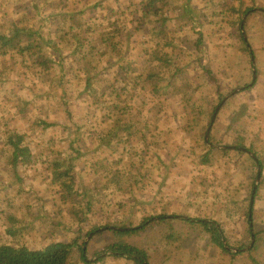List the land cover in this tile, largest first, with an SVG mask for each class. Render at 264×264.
Wrapping results in <instances>:
<instances>
[{"label":"rangeland","instance_id":"obj_1","mask_svg":"<svg viewBox=\"0 0 264 264\" xmlns=\"http://www.w3.org/2000/svg\"><path fill=\"white\" fill-rule=\"evenodd\" d=\"M240 7L238 14L234 8ZM248 7L264 10V0H155L153 5L149 0H0L1 33L26 25L43 42L50 40L44 44L49 59L41 67H35L26 52L0 53V129L24 133L34 151L33 162H22L17 175L0 151L5 186L0 189V241L12 240L6 230L17 217L26 226L22 245L42 248L81 236L88 258L95 260L98 251L119 241L108 227L135 226L149 214H168L170 225L148 226L128 239L151 252L152 264H264V168L258 179L260 170H254L251 155L222 151L242 137L264 165V12H248ZM240 17L249 47L238 38ZM117 41L119 51L111 52L110 42ZM163 55L182 69V78L156 91V84H168L158 81L170 72L161 65ZM151 73L154 79H149ZM92 77L85 91L84 82ZM180 92L214 102L209 122L204 115L187 112ZM130 98L135 105L132 116L140 121L131 128L133 133L110 145L101 141L118 116L119 104L126 106ZM37 119L51 126L43 129ZM150 120L158 123L156 129ZM209 128L207 142L217 148L211 162L202 164ZM153 137L159 138L155 147L150 145ZM76 138L75 148L85 153L75 173L91 188L85 197L92 198L89 213L77 217L75 202L63 199L51 182L47 163L52 152L67 150ZM141 155L158 174H136ZM115 162L127 167V180L142 197L122 206L126 195L111 193L108 199L97 196L93 205L95 190L102 186L93 170L107 173ZM249 176L259 180L254 195L247 186ZM231 198L237 202L227 205ZM200 219L218 224L227 251L212 243L210 227ZM96 262L125 264L108 251Z\"/></svg>","mask_w":264,"mask_h":264},{"label":"trees","instance_id":"obj_2","mask_svg":"<svg viewBox=\"0 0 264 264\" xmlns=\"http://www.w3.org/2000/svg\"><path fill=\"white\" fill-rule=\"evenodd\" d=\"M154 2L155 0H149V5H153ZM242 7L234 8V10L237 11L238 14H240L242 11ZM247 9L248 12L250 10H253L255 12H264V10L262 9H254L252 7H248ZM247 9L245 11L244 16L247 15L246 14ZM237 20L239 19L237 18ZM239 21L240 23L238 27V38L243 44L249 47L247 44L248 40H246V37L248 36V32L246 29V23L244 22V18L242 17ZM160 33L161 31L159 30L158 37H160ZM42 39L40 40L39 37L36 35V33L26 25L12 26L6 33L0 32V53L10 54L17 50L22 53L26 52L27 57L31 59L32 63H34V66L41 67L40 63H43L44 60L48 61L49 59L48 57L47 58L45 57L46 53H45L44 44L50 43L49 39L45 40V42H43ZM73 42L79 43L78 39H75ZM246 46L244 50H248ZM120 47H121L120 41H117L116 43L110 42L111 52L119 51ZM250 54L252 58L256 57V55L253 54L251 50H250ZM159 59L161 60V65H165L166 68L170 69V72L167 73L166 75L163 74L158 77L159 79L158 81H166L168 84L166 86H161L159 84H156V91L160 89H168V87L172 86L174 83L177 84V82L182 78L181 75L182 69L175 66L176 62L173 61L171 57L163 55L159 57ZM117 64L119 65V68L121 70L124 68L122 64H120L119 60L117 61ZM126 70L129 71V68L127 67ZM251 73L253 74V81H255L256 66H253ZM154 78L155 75L151 73L149 75V79H154ZM93 80L94 77L87 80L86 83L84 82L85 91H88V89L92 86ZM183 80L186 81L184 77ZM65 94H66L65 92L62 93L63 96ZM180 95L184 99L185 107L187 108V112L189 114L192 115L200 114V116L204 115L205 122H209L210 118L213 117V113L216 110V105L214 104V102L204 100L202 95L200 97L197 96L194 97V95L186 96V93H181ZM219 96L222 99L228 97L227 94H219ZM61 99L64 101V98L61 97ZM131 99L132 98L129 99V102L126 101L125 103L126 106H120L121 104H119L118 116L115 119L114 124H112L107 130V132H105V134L100 137L101 141L106 140L107 143L110 145L112 141L115 140L120 141L122 140V136L130 137V135L133 133L131 131V128L135 127L136 123L140 121L136 122L132 116L133 115L132 109L135 105L131 104ZM69 115H72L71 112L69 113ZM154 119L158 121L159 117L157 116ZM155 120L152 121L150 120V121L155 122ZM36 121L37 124L42 126L43 129H46L51 126V124L45 121L44 119H39V120L37 119ZM154 127L155 129L156 127H158L157 122L154 123ZM207 127H208V123H204L202 129L205 130L207 129ZM79 130L81 129L78 128L77 132ZM82 133L83 132L81 131V135ZM81 135L79 138H81ZM76 140H78V138L70 141V145H68L67 150L63 151L57 149L54 152H52L51 156L47 158V163H48V167L50 168L49 176L51 182L60 188L61 197L63 199L66 200L71 199L75 202L77 209L74 211V214L77 217L79 213H85L84 215L89 213L88 211L92 205V198L87 199L85 197L88 189L90 190L91 188L81 184L83 183V181H80V179L78 181L77 174L75 173V169L77 166L76 164L80 161L81 156L85 153L83 149L75 148ZM106 141H104V143ZM158 141H159L158 137L157 139L153 137L150 145L152 147H155ZM245 141L246 140L244 138L239 137V139L235 143L236 144L235 149L223 148L222 151L233 150L234 152H239L243 155H248V156L251 155L253 168L254 170L256 169V172L260 170L259 175L260 178H262L263 175L262 170L264 168V165L261 160V157L258 155L256 149H254L251 144L247 146ZM27 142H26V135L24 133H16L13 131L3 132L0 129V147H1L0 151L4 154V156L2 155V160H6L9 163V170L14 175H17L20 172V170L23 168L24 165L22 164V162L27 161V164L29 162H33L32 155L34 151L30 149ZM204 142L205 145L208 147V151L206 152L205 155L201 157L202 160L200 161L202 164L205 163L207 164L208 162L209 163L211 162L212 153L215 151L217 147L213 144H209L207 141ZM155 157L159 159L157 154H155ZM173 157L175 156L173 155ZM142 160H143V155H141V160H140L141 165L139 170L136 172L137 175L142 177L147 173L148 170H150L152 174L155 175L158 174V170L154 169L153 165H150L149 162L147 161L144 162ZM19 163H21V165L20 168L18 169L17 167ZM159 164L165 165V163L162 161H159ZM115 165L116 166L112 168H108L107 173L101 172L97 169L93 170L94 179H96L99 185L100 183H102L101 190L100 187L95 190L93 205L100 199V198H96L97 196H101L103 199H108L111 193L119 194L120 192H122L124 195H126L125 198H127V200L122 202V206H126V202H132L138 199L139 197H142L143 195L141 194L142 191L134 190V188L130 186V182L127 180V178L131 176V173L124 171V169L127 167L120 165V163L117 164V162H115ZM257 178H258L257 176L248 177L247 186L249 187V189L251 190V194L253 195L257 192L256 189L260 186L258 185V187H255V185H257L259 182ZM2 182L3 181L0 180V189L2 187H5ZM261 183L262 180L260 184ZM254 190H256V192ZM139 191L141 194L140 196H138ZM158 191H161V189L159 188ZM77 194L80 195L77 196ZM82 195H84L83 198ZM233 202H237V200L235 198H231L229 201L226 202V204L227 205L234 204ZM106 203L108 202L103 200V204ZM236 208L238 209L239 207L237 206ZM149 215L146 216L143 221H141L139 224L135 226L122 225V223L121 226H111V227L105 226L112 229V231L119 238V241L108 244L105 251H108L114 257L122 258L125 261V264H152L151 252H149V250L143 247H140L138 245L129 242L128 240L130 237L140 236L148 226H155L157 224L170 225V222L167 220V218L169 217L168 214H159L157 216H153V214H149ZM11 219L14 220V223L11 226L7 227L6 232L12 237V240L0 241V264H78L81 261L83 264H95L97 263L96 261L103 258V254L105 253V251H98L96 253L95 260L93 258L89 259L87 256L88 250L86 247L85 238H82L81 236L73 240H70L68 242L67 241L51 242L42 248H32L26 245H22L19 239L23 231H26V226L24 225L23 220L17 217H13ZM183 219L187 220L188 218L183 217ZM33 221L34 220H31L29 223ZM78 222L82 224V219L79 218ZM199 222H201V224H203L205 227L208 226L210 227L212 243L216 244L224 251H227L228 244L226 243V235L220 230L218 224L212 223V221L204 220V219H200ZM248 222H249V231L253 232V227L252 225H250L252 220L249 219ZM97 229H99V227L90 230L89 232H87V235L90 236ZM240 251L242 250L239 249L238 252ZM76 254H78L79 257H75ZM165 262L166 264H170L167 261Z\"/></svg>","mask_w":264,"mask_h":264},{"label":"water","instance_id":"obj_3","mask_svg":"<svg viewBox=\"0 0 264 264\" xmlns=\"http://www.w3.org/2000/svg\"><path fill=\"white\" fill-rule=\"evenodd\" d=\"M225 100H226V99H225ZM219 108H220V107H219ZM209 131H210V128H209V130H208V132H207V135H206V141L208 140ZM235 147H236V146H227V147H225V148L235 149ZM240 149H242V148H240ZM259 178H260V175H259ZM259 178H258V179H259Z\"/></svg>","mask_w":264,"mask_h":264},{"label":"crops","instance_id":"obj_4","mask_svg":"<svg viewBox=\"0 0 264 264\" xmlns=\"http://www.w3.org/2000/svg\"><path fill=\"white\" fill-rule=\"evenodd\" d=\"M161 264H166V262L164 260H162Z\"/></svg>","mask_w":264,"mask_h":264}]
</instances>
